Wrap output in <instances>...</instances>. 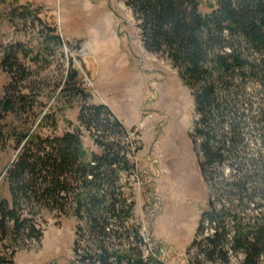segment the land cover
<instances>
[{
    "label": "trees",
    "instance_id": "1",
    "mask_svg": "<svg viewBox=\"0 0 264 264\" xmlns=\"http://www.w3.org/2000/svg\"><path fill=\"white\" fill-rule=\"evenodd\" d=\"M126 5L144 48L171 60L195 104L189 138L209 193L197 231L206 223L210 233L193 242L203 259L196 254L187 264H233L234 257H240L237 264H264V0H127ZM26 14L44 25L35 10L20 15ZM49 31L60 43L56 29ZM17 47L5 49L1 62L6 68L12 59L0 119L23 98L8 91L13 82L27 79L13 66H21L15 53L26 57L31 50ZM79 118L100 153L87 150L75 132L52 140L34 131L19 134L26 142L3 175L11 201L0 197V236L39 242V230L24 213L36 216L47 207L85 217L97 239L94 252L77 255L75 248L77 258L68 264H164L144 256L138 228L129 224L120 236L132 233L137 244L107 243L113 233L106 231L109 219L124 226L132 216L133 203L121 196L122 172L131 165L120 138L128 130L105 104L84 106ZM8 132L0 125V136ZM256 141L254 152L249 144ZM8 262L13 261L0 258V264Z\"/></svg>",
    "mask_w": 264,
    "mask_h": 264
},
{
    "label": "rangeland",
    "instance_id": "2",
    "mask_svg": "<svg viewBox=\"0 0 264 264\" xmlns=\"http://www.w3.org/2000/svg\"><path fill=\"white\" fill-rule=\"evenodd\" d=\"M126 1L0 0V97L12 81V59L6 68L1 63L4 50L14 45L16 51L17 44L31 50L26 57L15 53L21 66H13L14 72L27 79L13 82L8 91L16 97L21 92L23 98L0 119L3 133L9 131L0 136V197L10 200L3 175L25 145L21 132L50 140L75 132L87 150L100 153L79 115L84 106L111 105L130 135L129 142L120 138V146L123 141L128 149L133 142L138 150V180L127 181L121 191L134 202L129 226H146L152 242L142 244L144 256L187 264L196 254L203 259L193 242L210 233L206 223L197 231L209 193L189 138L195 104L171 60L144 48ZM199 9L209 11L204 5ZM27 10H35L44 25L33 15H20ZM249 146L254 152L259 148L257 141ZM24 215L32 218L40 241L0 236V258L13 261L2 264H68L77 258L75 248L77 255L97 249L83 216L47 207L36 216Z\"/></svg>",
    "mask_w": 264,
    "mask_h": 264
},
{
    "label": "built area",
    "instance_id": "3",
    "mask_svg": "<svg viewBox=\"0 0 264 264\" xmlns=\"http://www.w3.org/2000/svg\"><path fill=\"white\" fill-rule=\"evenodd\" d=\"M129 131L122 137L125 138V140H127V142H129ZM124 143L122 141V154L126 157V160L128 161V163L131 165V168L128 171H124L122 172V188L121 191L125 188V185L127 183V181L131 180L134 181L138 180V170H136L135 168V163H134V156L136 154V152L138 151L137 148L133 145V142H130V147H128V149H126L124 147ZM140 184V181H138ZM126 199V203L130 204L133 203V207H134V202L127 197H124ZM132 212H133V208H132ZM133 219V215L131 216L129 222H125L124 226H121L117 224L115 219H109L108 221V225L106 226V231L107 232H113L111 234L110 237H108V239H110L114 244H117L118 246H128V245H135L137 244V242L135 241L133 234L130 233V235L126 238V237H122L120 236V234H123V231L126 230L127 228V224H129L130 222H132ZM138 231H139V236H140V243L148 246L151 244L152 241H150V238L147 234V228L146 226H143L142 224L138 223L137 225ZM130 229V228H129ZM107 239V240H108Z\"/></svg>",
    "mask_w": 264,
    "mask_h": 264
},
{
    "label": "crops",
    "instance_id": "4",
    "mask_svg": "<svg viewBox=\"0 0 264 264\" xmlns=\"http://www.w3.org/2000/svg\"><path fill=\"white\" fill-rule=\"evenodd\" d=\"M103 104V103H102ZM105 104V103H104ZM105 105H108V104H105ZM108 107H110L111 111L114 113V115L116 116V118L118 120H121L122 116H120V114L117 113L115 107L111 106V105H108ZM124 119V118H123Z\"/></svg>",
    "mask_w": 264,
    "mask_h": 264
}]
</instances>
